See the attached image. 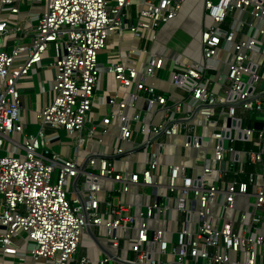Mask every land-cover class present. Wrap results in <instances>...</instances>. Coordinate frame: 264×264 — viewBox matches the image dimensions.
Wrapping results in <instances>:
<instances>
[{
	"label": "built area",
	"instance_id": "2783aa9c",
	"mask_svg": "<svg viewBox=\"0 0 264 264\" xmlns=\"http://www.w3.org/2000/svg\"><path fill=\"white\" fill-rule=\"evenodd\" d=\"M19 1L0 0V3L16 13ZM38 1H43L46 9L31 31V42L17 40L9 51L0 46L1 253L16 258L19 264L27 257L50 260L52 264H198V259L200 264H260L255 248L264 247V232H254L264 219V212L257 211L264 205V174L261 183L256 184L254 209L239 210L235 220L225 219L220 228L212 225L211 205L219 202L223 207L234 208L235 197L248 193L257 173L240 168L237 175H245V179L223 188L210 182L209 177L218 169V163L225 161L226 152L234 154L233 165L238 161L239 151L229 143L233 140L230 128H236L243 140L251 134L250 128L233 122L230 126H219L212 117L216 106H226L232 120L236 107L260 111L264 125V89L256 90L262 76L259 64L251 58L253 52L260 50V38L264 36V0H202L204 16L210 22L203 25L200 34L201 61L183 64L171 79L175 87L187 93L191 109L185 113L183 100L168 103L153 82L147 83L162 67L166 51L149 53L144 71L129 59L109 65L107 71L116 78L118 89L124 90L135 81L136 90L130 93L129 103L134 105L142 98L146 101L145 112L163 111V120L155 123L138 112L128 117L122 112L125 103L117 102V94L109 96L108 104L119 106L118 137L132 145L128 149L114 148L108 154L90 152L84 164L78 163L76 157L51 151L44 127L79 133L92 107L103 69L97 53L105 46L109 34L121 36L128 30L139 38L144 31H150L152 40H156L159 28L177 17L185 0ZM134 5L136 11L132 16ZM6 24L0 21V32H6ZM241 32L244 37L237 38ZM222 43L233 47L234 56L228 62L227 73L216 79L224 89L222 95H216L210 89L209 70ZM50 46L54 50L49 64L54 69L53 98L36 111L40 123L37 133L26 134L19 122L17 79L39 66ZM261 54L264 57V52ZM113 115L110 112L102 117L87 134L92 136L97 127L106 132ZM131 120L147 131L145 141L135 142L128 125ZM212 124L209 133L215 140L213 154L206 153L198 162L200 170L190 174L187 166L171 163L167 165V181L156 180L158 151L152 145L156 143L160 151V136L182 134L184 147L198 148L201 139L195 128ZM15 132L25 135L21 151L8 148L9 142L14 143L9 134ZM76 138L81 142L79 135ZM224 139L228 140L227 148L223 146ZM136 147L144 153L143 169H115L110 158ZM247 154L252 163L264 169V129L258 131L257 150ZM103 180L112 181L113 187L104 189ZM147 186L151 188L148 203L140 201L136 205L114 199L126 193L143 197L140 187ZM171 209L183 215L173 242L164 237L167 229L151 228L148 224L155 216L166 218ZM193 213L197 220L192 230L189 224ZM88 233L101 246L97 258L78 253L81 240ZM22 234L25 242L18 245L16 239ZM229 251L243 253V258L230 259ZM154 255L162 258L156 259Z\"/></svg>",
	"mask_w": 264,
	"mask_h": 264
},
{
	"label": "crops",
	"instance_id": "0c3cea01",
	"mask_svg": "<svg viewBox=\"0 0 264 264\" xmlns=\"http://www.w3.org/2000/svg\"><path fill=\"white\" fill-rule=\"evenodd\" d=\"M46 6L43 1L38 0H20L18 3V12H11L8 6L0 3V21H5L7 24L6 32H0V46L6 51H9L17 40L26 41L28 43L32 40L31 31L37 24L38 17L45 11ZM131 14L134 16L136 6L131 9ZM246 18V15H243ZM210 19L204 16L202 0H185L181 10L176 18L163 24L157 34V39L152 40V32L144 31L139 38L133 37L131 32L125 30L121 36L115 33H110L106 44L97 53L98 64L103 68L97 86L94 90L95 99L92 107L87 114L84 128L79 133H70L64 128L44 127L47 135L50 137L48 147L51 151L60 154L64 157H76L78 163H85V158L90 152H100L108 154L111 150L117 147L128 149L132 143L120 140L118 137L119 125L121 122L120 116L117 114L119 106L117 103L108 104V97L117 94V102H124L125 106L122 109L124 115L132 117L138 112L146 119L152 118V121L157 123L163 120V111L153 110V112H145L144 100L137 99L134 105L129 103L130 93L136 90L135 81L126 89H118V82L114 75L107 71V67L113 63L124 62L129 59L132 65L136 66L140 71H144L147 65L149 53L162 54L165 52V57L162 67L155 72L154 78H148L147 83L153 82L156 90L167 97L168 103H173L178 100L182 101V110L187 112L191 106L187 102V93L181 88L175 87L171 83L172 75L175 71L180 69L183 64L201 61L200 48V34L204 24H208ZM189 28L195 29L197 34L194 36L188 32ZM244 31V30H243ZM237 34V38L244 37L242 34ZM260 50L253 52L251 58L259 64V75L262 79L258 83L256 90L264 89L261 82L264 79V57L261 51L264 52V36L260 38ZM146 50L143 52L141 50ZM134 50V51H131ZM54 50L50 46L44 52L42 61L39 66L30 70L27 74L20 76L17 79V87L20 92V111L19 122L24 128V133L35 134L40 128V123L36 118V111L48 105L53 98V91L51 90V82L54 78V69L49 65L52 60ZM234 49L222 43L211 60L212 68L209 70L210 89L216 95H222L224 92L223 86L217 82L218 76H224L228 70V62L233 59ZM0 81V91L2 89ZM114 113L107 127L106 132H102L99 127L92 136L87 134L88 130L101 120L102 117L108 113ZM214 119L217 120L219 126H228L229 114L226 106H216L213 109ZM232 124H239L241 127L250 128L251 134L248 139H241L238 137L236 128L231 127L230 133L232 141L230 144L239 151L237 157L238 161L232 164L234 154L226 152L225 164L222 166L218 163V169L222 170L219 173L215 170L210 182H215L220 188L226 184H231L238 179H245V175L238 174L236 170L243 168L245 171H253L257 173L256 182L248 186V193L244 195H237L234 201V208L223 207L219 202L211 205L213 214L212 225L215 228H220L225 219L235 220L239 210L247 212L254 209V194L256 192V184L261 183V176L264 174V169L257 164L252 163L248 157L247 152L255 151L258 147V131L264 129L263 119L256 116V110L243 109L236 107V111ZM129 128L132 131L135 142H143L147 138V131L141 130L137 121L131 120ZM212 125L199 126L195 128V133L201 139V147H184L182 145L184 136L182 134L162 135L159 140L162 142L159 151L158 145L154 143L152 149L158 151L159 165L156 169L155 178L160 183L167 181V165L168 164H182L187 166L190 174H196L200 169L198 162L205 156L213 154V146L215 140L210 136ZM12 137L13 142H9L8 148L15 147L17 151H21L25 140V135L17 133ZM76 135H79L81 142L77 141ZM117 157L110 158L113 166L117 170L125 171H141L143 169L144 153L140 147L129 149ZM103 188L110 189L113 187V182L103 180ZM139 189V188H138ZM144 191V196L141 197L138 193L119 194L114 197L115 200L122 202L138 204L148 203L151 201V188L140 187ZM164 191V188L160 189ZM72 197V194H69ZM170 204L173 208L174 200L171 199ZM137 210V207H135ZM258 212H264V205L257 208ZM183 215L175 209L169 210L165 217H153L148 220L151 228H165L167 231L164 237L173 242L175 240V230L181 226V219ZM167 219V220H166ZM197 216L193 213L190 216V229L195 228ZM235 228L238 230V225L235 223ZM2 229L0 228V231ZM264 232V219L261 221L259 228L254 232L260 234ZM101 240L107 245V241L98 230ZM25 236L22 234L16 239L18 245H23ZM101 246L92 240L90 233L84 234L78 248V253L87 255L90 258H97ZM256 260L260 264H264V247H256ZM230 259L237 257L243 258V253L228 252ZM159 258V256H158ZM0 264H19L16 258L3 255L0 251ZM23 264H52L50 260L38 259L34 260L27 257Z\"/></svg>",
	"mask_w": 264,
	"mask_h": 264
},
{
	"label": "water",
	"instance_id": "95a60500",
	"mask_svg": "<svg viewBox=\"0 0 264 264\" xmlns=\"http://www.w3.org/2000/svg\"><path fill=\"white\" fill-rule=\"evenodd\" d=\"M264 63V62H263ZM261 86L262 87H264V79L262 80V82H261ZM144 105H145V107H146V101L144 102ZM256 116H258V117H260V118H262L263 119V113L262 112H260V111H256ZM231 118H229L228 119V122H229V124H228V126H230L231 124ZM227 135V134H226ZM223 146H224V148H227L228 147V140H226V139H224V141H223ZM225 164V161H222L221 162V165L223 166ZM200 259H198V264H200Z\"/></svg>",
	"mask_w": 264,
	"mask_h": 264
},
{
	"label": "rangeland",
	"instance_id": "374dc122",
	"mask_svg": "<svg viewBox=\"0 0 264 264\" xmlns=\"http://www.w3.org/2000/svg\"><path fill=\"white\" fill-rule=\"evenodd\" d=\"M188 32L190 33V35L189 34H187V35L190 36V37L191 36H194L195 37V35L197 34V31L195 29H191V28H189ZM15 134L17 135V132H15ZM11 136L12 137H15L14 135H11ZM102 186H103V183H102ZM154 256H155L156 259L162 258V256H159V258H158V255H154Z\"/></svg>",
	"mask_w": 264,
	"mask_h": 264
}]
</instances>
